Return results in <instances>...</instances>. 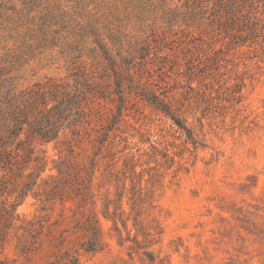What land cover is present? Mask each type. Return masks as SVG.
<instances>
[{"label": "rangeland", "instance_id": "374dc122", "mask_svg": "<svg viewBox=\"0 0 264 264\" xmlns=\"http://www.w3.org/2000/svg\"><path fill=\"white\" fill-rule=\"evenodd\" d=\"M195 1L0 0V130L63 103L0 264H264V53L212 61Z\"/></svg>", "mask_w": 264, "mask_h": 264}, {"label": "trees", "instance_id": "16d2710c", "mask_svg": "<svg viewBox=\"0 0 264 264\" xmlns=\"http://www.w3.org/2000/svg\"><path fill=\"white\" fill-rule=\"evenodd\" d=\"M195 3L202 18L197 24L198 43L211 48L215 54V57H211L212 61L215 62L218 54L227 51H240L254 56L264 53V0H196ZM146 97L157 111L179 123L171 100ZM77 101L80 112L75 119L73 133L85 122L92 121V127L97 125L98 116L83 115L82 102L80 99ZM86 101L85 106L89 113L97 112L95 103L90 106L93 102L89 99ZM62 104L57 102L49 107L45 115L36 122L33 121L32 125L24 114H16L6 130H0V224L11 222L17 203L32 189V185L44 170L46 157L41 148L35 147L34 140L37 139L39 144L59 140L61 126L58 118L63 113ZM124 104L125 99L121 97L112 114L111 129L122 117ZM24 169L30 170L25 176ZM57 170L60 175L66 174L67 181L71 179L68 170L64 171L59 166Z\"/></svg>", "mask_w": 264, "mask_h": 264}]
</instances>
